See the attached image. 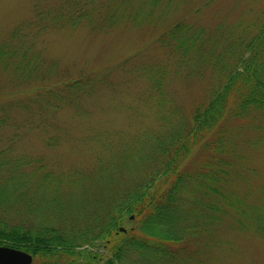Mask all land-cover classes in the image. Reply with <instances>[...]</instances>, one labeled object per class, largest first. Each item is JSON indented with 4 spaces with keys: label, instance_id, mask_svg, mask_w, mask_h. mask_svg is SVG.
Wrapping results in <instances>:
<instances>
[{
    "label": "rangeland",
    "instance_id": "1",
    "mask_svg": "<svg viewBox=\"0 0 264 264\" xmlns=\"http://www.w3.org/2000/svg\"><path fill=\"white\" fill-rule=\"evenodd\" d=\"M92 2L91 14L96 9L110 12L112 18L95 28L89 22L53 25L47 21L40 30L29 26L36 6L52 11L58 0H0V43L17 31L19 37L11 43L29 46L41 62L35 73L53 75L49 97L56 107L42 110L33 100L27 108L16 104L36 91L39 78L19 85L0 77V115H12L0 127V161L6 163L0 167L2 177L16 170V183H22L28 198L39 207L52 201L49 188L53 185L62 205H77L102 195L101 168L109 163L116 170L124 165L123 170L130 168L138 156L149 154L156 137L189 122L194 110L205 106L228 78L225 68L220 71L224 61L231 67L239 65L240 41L249 40L264 24V0ZM176 21L207 35L206 51L195 50L190 61L171 53V43L165 38L162 44L161 37ZM196 56L208 61L200 64ZM84 74L93 80L85 91L67 90L55 83ZM237 88L233 85L226 99L231 114L220 123L224 136L218 152L227 159L221 191L228 200L235 196L243 204L241 209L245 207L250 214L242 216L228 201L220 202L215 213L199 214L195 233L169 245L177 252L173 264H264V219L259 223V214H264V112L247 107L234 116L240 106L236 104ZM214 133L205 136V143ZM208 153L204 145L197 144L180 165L191 168ZM127 175L121 171L114 185L119 186ZM27 201V197L22 200L19 214L12 210L3 214L0 209V217L57 228L83 222L84 214H52L49 207L47 214H41L40 208L36 214H26ZM134 220V215L126 216L121 227L128 229ZM99 243L89 247L91 256L102 251ZM57 254L61 256H33L31 264L72 260L63 252ZM78 262L99 263L82 256L73 259V264Z\"/></svg>",
    "mask_w": 264,
    "mask_h": 264
},
{
    "label": "trees",
    "instance_id": "2",
    "mask_svg": "<svg viewBox=\"0 0 264 264\" xmlns=\"http://www.w3.org/2000/svg\"><path fill=\"white\" fill-rule=\"evenodd\" d=\"M153 1L155 3L157 0ZM94 4L92 0H58L57 7L52 11L37 9L36 6V21L34 18L29 26H38L42 30L47 21L53 25L61 22H89L95 28L94 25L104 19L109 20L112 15L110 12L103 14L101 10L97 12L96 9L91 14L89 8ZM18 37V32L14 31L0 43V77H9L19 85L39 78L41 83L36 91L26 99H19L16 104L22 103V107L27 108V102L33 100L39 105V110L56 107L49 97L52 91L49 84L53 75L50 72L35 73L41 62L26 44L17 46L11 43ZM165 38L171 43V53L190 61L195 56V50L206 51L205 40L208 36L192 32L183 21H176L164 31L162 44ZM22 40L26 39L18 42L21 44ZM240 42L238 48H243V53L239 50V65L232 64L231 67L224 61L220 71L222 73L225 68L228 78L206 105L194 110L189 122H182L166 135L156 137L149 154L138 156L130 168L123 170L124 165L116 170L111 163L102 167L98 173L102 195L95 199L82 200L77 205H62L58 198V188L53 185L49 188L52 201L39 207L28 198L22 183H16V170H11V174L5 177H2L0 170V209L3 214L7 210L19 214L25 197L28 200L24 203L26 214H36L38 208L41 214H47L48 207L52 214H84L80 224L72 226L68 222L59 228L47 223L33 226L26 221V224H21L17 218H13L15 220L12 222L0 217V245L18 248L40 257L61 256L57 253L63 252L68 259H72L68 264H73V259L77 260L81 256L89 260L97 259L98 264H173L177 262V252L169 245L182 242L187 233H195L199 214L215 213L220 207L218 204L224 201H228L242 216L250 214L245 211V207L241 209L243 204L235 196L228 200L221 191L227 159L223 152H218L223 148L224 136L220 123L231 114L226 99L233 85L238 87L236 104H240L234 116L244 113L247 107L262 109L264 112V24L249 40L242 39ZM196 58H200V64L208 61L206 57ZM227 66L232 69L228 70ZM235 70L237 72L233 73ZM91 81L89 74H84L71 79L60 78L55 83L57 87L63 86L67 90L85 91ZM154 81L159 83L157 79ZM8 113L0 115V127L12 118ZM26 121L31 127V121ZM213 130L215 133L211 141L205 143V136ZM197 144L204 145L210 153L200 158L191 168L180 165L181 160ZM4 164L1 160L0 167ZM121 171L128 172V175L116 186L114 180ZM130 215L135 217L134 224L125 231H118L125 217ZM263 219L264 214H259V223ZM100 241L103 250L91 256L92 247ZM85 245L87 247L82 248Z\"/></svg>",
    "mask_w": 264,
    "mask_h": 264
},
{
    "label": "water",
    "instance_id": "3",
    "mask_svg": "<svg viewBox=\"0 0 264 264\" xmlns=\"http://www.w3.org/2000/svg\"><path fill=\"white\" fill-rule=\"evenodd\" d=\"M119 230L125 231V228L120 227ZM31 261L30 253L7 245H0V264H30Z\"/></svg>",
    "mask_w": 264,
    "mask_h": 264
},
{
    "label": "flooded vegetation",
    "instance_id": "4",
    "mask_svg": "<svg viewBox=\"0 0 264 264\" xmlns=\"http://www.w3.org/2000/svg\"><path fill=\"white\" fill-rule=\"evenodd\" d=\"M103 247H104V246H102V250H103ZM77 264H80V263L78 262ZM83 264H89V263H83Z\"/></svg>",
    "mask_w": 264,
    "mask_h": 264
}]
</instances>
